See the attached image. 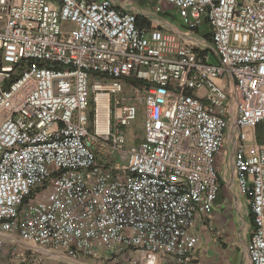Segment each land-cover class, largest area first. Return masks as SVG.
<instances>
[{
    "label": "built area",
    "instance_id": "2783aa9c",
    "mask_svg": "<svg viewBox=\"0 0 264 264\" xmlns=\"http://www.w3.org/2000/svg\"><path fill=\"white\" fill-rule=\"evenodd\" d=\"M150 1L206 21L209 48L109 0H0V254L7 234L63 263L191 264L229 140L247 257L264 264V0Z\"/></svg>",
    "mask_w": 264,
    "mask_h": 264
},
{
    "label": "crops",
    "instance_id": "0c3cea01",
    "mask_svg": "<svg viewBox=\"0 0 264 264\" xmlns=\"http://www.w3.org/2000/svg\"><path fill=\"white\" fill-rule=\"evenodd\" d=\"M109 1L116 9L134 14L135 19L137 17V26L141 29L146 31L157 29L164 33H171L179 42L189 43L197 49L210 46L211 33L207 22L203 21L190 30L183 25L177 9L172 5L163 3L157 9L158 4L150 0ZM208 33L209 36H207ZM224 146L215 157L220 195L214 202L212 212L201 216L196 221L198 243L192 252L191 264H250L246 245L253 229V216L250 207L236 188L232 165V144L226 140ZM3 239L4 247L0 257L7 253L6 248L11 250L10 254H17V250L22 246L24 252L29 251V257L35 258L41 253L42 256H51L57 259L58 263H63V260L57 257L58 251L44 252L32 242L21 239L13 242L7 234L3 235ZM128 255L129 252L123 253L121 262L125 263ZM89 258H81L74 262L65 260L63 264H90L86 262L91 260ZM160 264H173V260L167 257Z\"/></svg>",
    "mask_w": 264,
    "mask_h": 264
},
{
    "label": "rangeland",
    "instance_id": "374dc122",
    "mask_svg": "<svg viewBox=\"0 0 264 264\" xmlns=\"http://www.w3.org/2000/svg\"><path fill=\"white\" fill-rule=\"evenodd\" d=\"M125 92H128V86L125 85L124 87ZM227 102L225 101V104ZM144 120V109L143 106L138 107V113L136 116V120L129 126L127 129V145L135 144L137 143L141 137H142V125ZM246 133V142L247 143H253L254 142V135H253V129L250 127H247L244 129ZM257 136H260L259 129L257 130ZM229 187V186H228ZM225 190L226 187H224ZM218 195H220V191H218ZM217 195V199H218ZM7 253H4L3 257H0V264H60L58 263L57 259L51 257V256H42L43 254L39 253L35 258L29 257L28 250L24 252V248L21 246L19 250H17V254H10L9 249H5ZM36 255V254H35ZM91 260H87L86 262H89L90 264H107L103 260H94L92 258H89ZM99 261V262H98ZM67 264V263H66Z\"/></svg>",
    "mask_w": 264,
    "mask_h": 264
},
{
    "label": "trees",
    "instance_id": "16d2710c",
    "mask_svg": "<svg viewBox=\"0 0 264 264\" xmlns=\"http://www.w3.org/2000/svg\"><path fill=\"white\" fill-rule=\"evenodd\" d=\"M136 19H137V17H136ZM136 25H137V22H136ZM207 36H209V33L207 34ZM124 83H125V85H127V86H128L129 84H132V83H133V84H136V82H134V81L132 80V78H125V79H124ZM257 139L260 140V141H262L260 136H257ZM251 215H252V213H251Z\"/></svg>",
    "mask_w": 264,
    "mask_h": 264
}]
</instances>
